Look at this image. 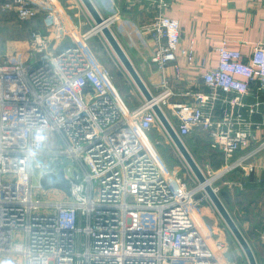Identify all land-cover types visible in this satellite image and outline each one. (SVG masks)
I'll list each match as a JSON object with an SVG mask.
<instances>
[{
	"label": "built area",
	"instance_id": "obj_1",
	"mask_svg": "<svg viewBox=\"0 0 264 264\" xmlns=\"http://www.w3.org/2000/svg\"><path fill=\"white\" fill-rule=\"evenodd\" d=\"M147 1L142 23L122 17L117 0L100 13L112 32L149 42L159 74L151 99L126 113L83 49L96 24L84 31L56 0H3L18 20L45 21L30 29L24 59L0 60V264L236 263L197 217L196 176L161 170L139 130L159 123L157 103L181 139L199 135L223 155L219 174L242 166L264 146V43L242 53L223 42L212 67L181 44L172 0ZM184 65H198L200 79L178 91L167 68L178 80ZM173 95L184 100L171 104ZM61 156L74 162L70 174L63 168L70 195L32 182L35 167L58 173Z\"/></svg>",
	"mask_w": 264,
	"mask_h": 264
},
{
	"label": "crops",
	"instance_id": "obj_2",
	"mask_svg": "<svg viewBox=\"0 0 264 264\" xmlns=\"http://www.w3.org/2000/svg\"><path fill=\"white\" fill-rule=\"evenodd\" d=\"M92 1L100 13H104L110 4V0ZM56 2L67 9L70 18H82L88 24L95 25L96 22L81 0H56ZM117 2L122 17L126 16L133 22L142 23L152 16L153 9L148 6L147 0L141 2L139 0H117ZM167 13L179 21L181 44L191 45L197 56L206 59L208 65L212 67L218 63L217 47L223 42L228 48L239 50L242 53H250L254 45L264 43L263 0H172ZM112 29L149 90L152 92L157 90L159 74L155 65L149 61L151 53L149 42L147 41L143 46L135 34L131 36L136 38H131L118 32L115 27ZM183 67L184 71L178 80L172 78L171 68H167L169 79L178 91L184 88L188 79L195 77L200 79L198 76L202 70L198 65L190 69H187L185 65ZM176 96L181 98L178 99ZM183 100L184 97L181 95H173L169 98V103H178ZM184 138L187 141L190 139L194 144H196L195 141H200V144L205 142V139L199 135ZM260 141V137L253 139L247 149L236 155L254 149ZM207 148L214 151L209 146ZM219 154L221 158L215 162V165L220 168L223 167L225 160L223 155ZM220 175H224V179L220 183L221 188L216 187V190H219L218 194L228 212L249 241L257 263L264 264V238H262L264 232V146L248 158L242 166L236 165ZM234 248L238 251L236 247Z\"/></svg>",
	"mask_w": 264,
	"mask_h": 264
},
{
	"label": "rangeland",
	"instance_id": "obj_3",
	"mask_svg": "<svg viewBox=\"0 0 264 264\" xmlns=\"http://www.w3.org/2000/svg\"><path fill=\"white\" fill-rule=\"evenodd\" d=\"M2 2L3 0H0V60L9 59L10 61H15L24 59L29 53L28 34L30 29L37 26H44L43 22L45 19L41 15V17L31 21H20L12 11L2 8ZM90 27L91 25L85 22L83 30L87 31L91 29ZM82 46L87 56L97 65V68L101 67L106 77L109 90L117 97L121 106L124 107V112L127 113L128 107L131 108L139 104L143 98V94L123 67L117 55H115V52L102 32L98 31L91 33L87 42H82ZM119 94L125 96L123 97V101L120 99ZM176 98L179 99L181 97L176 96ZM166 113L175 125L176 120L171 117L170 110H166ZM139 132L145 141V146L153 154L161 170L166 172V170L170 168L181 174H187V172L193 174L192 170L174 145V142L167 136L168 134H166L167 132L160 121L155 127L146 131V133L140 130ZM183 141L200 166L205 177L211 178V185L219 187L220 189V183L225 175L221 176L218 174L222 167L219 168V166L215 165V162L221 158L220 154L216 151H210L207 148L208 143L206 141L203 144H200V141H195L196 144H194L193 141L191 142L190 139L187 141L186 138H183ZM211 154L213 155L211 156ZM53 167L56 169L60 167H69L66 173L70 174V172H72L70 170H73L74 162L72 159L61 156L57 162H53ZM40 172L41 168L35 167L32 177V182L35 185L39 183ZM196 182L198 183L197 179ZM193 185H195V183H193ZM218 191L219 190H217V193ZM44 193L50 194V191H45ZM206 195L203 188L197 192L195 200L197 217H199L207 230L212 231L213 235L224 239L230 244L232 247L231 258L236 262L235 264H248L241 245H239L218 213L219 211L216 210L213 203ZM61 196L63 197L64 195L61 193ZM234 247H236L238 251Z\"/></svg>",
	"mask_w": 264,
	"mask_h": 264
},
{
	"label": "water",
	"instance_id": "obj_4",
	"mask_svg": "<svg viewBox=\"0 0 264 264\" xmlns=\"http://www.w3.org/2000/svg\"><path fill=\"white\" fill-rule=\"evenodd\" d=\"M83 3V6L86 7V9L89 11L90 15L94 19V22H96V26L100 27V31L106 38L107 42L115 52V55H117L118 59L122 63L123 67L126 69V71L129 73L130 77L138 87V89L143 94L144 98L146 100H150L152 95L150 90L148 89L146 83L138 73L137 69L133 65L131 59L123 49L122 45L116 38V36L113 34L111 29L108 27L106 23H104V18L98 11L96 5L93 3L92 0H81ZM153 110L155 111L158 120L161 122V124L164 126L165 131L171 138V140L174 142V145L178 149L179 153L182 155L190 169L192 170L193 174L196 176L199 184H204V191L213 203L214 207L216 208L228 228L230 229L231 233L241 245L242 250L244 251V254L247 258L248 264H258L257 259L255 257V254L253 252V249L239 228L236 221L233 219L230 212H228L227 207L221 200L219 194L217 193V190L214 186L211 185V183H207L208 177H205L203 171L201 170L200 166L190 153L189 149L187 148L185 142L183 139H181L170 121L168 120L167 116L165 115L164 111L157 103L153 104L152 106ZM58 173L54 172H44L39 177V182L44 189H50V188H57L61 189L63 192L66 193V195H70V185L71 181L70 179H67L64 176V170L63 167H60L57 171ZM72 181H76L75 178H73Z\"/></svg>",
	"mask_w": 264,
	"mask_h": 264
},
{
	"label": "bare ground",
	"instance_id": "obj_5",
	"mask_svg": "<svg viewBox=\"0 0 264 264\" xmlns=\"http://www.w3.org/2000/svg\"><path fill=\"white\" fill-rule=\"evenodd\" d=\"M100 27H101L100 25H99V27L97 26L96 30H100ZM96 30H95V31H96ZM218 174H219V173H218ZM216 175H217V174H216ZM214 177H216V176H214ZM210 181H211V178L208 179L207 183H210ZM198 187H199V188H203V187H204V184H199Z\"/></svg>",
	"mask_w": 264,
	"mask_h": 264
}]
</instances>
